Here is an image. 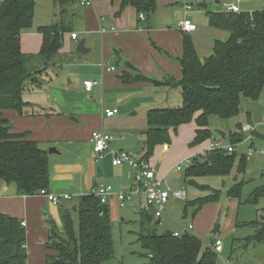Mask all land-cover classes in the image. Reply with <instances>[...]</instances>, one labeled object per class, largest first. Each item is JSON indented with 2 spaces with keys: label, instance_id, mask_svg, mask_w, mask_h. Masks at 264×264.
<instances>
[{
  "label": "crops",
  "instance_id": "obj_1",
  "mask_svg": "<svg viewBox=\"0 0 264 264\" xmlns=\"http://www.w3.org/2000/svg\"><path fill=\"white\" fill-rule=\"evenodd\" d=\"M189 2L191 0H157L158 9L156 7L155 13L141 20L134 8L122 10V0H95L93 7L81 6L80 0H68L61 7L54 0L57 13L53 22L47 21L39 28L65 25L69 31L64 35L63 48L54 63L47 66L41 75L43 85L35 88L29 84L23 95V111L3 112L14 133H27L29 139L37 142L49 156L50 183L47 192L34 197L19 196L15 186L0 182V213L15 217L25 224L29 254L27 264H46V257L51 254L46 246L49 240L47 222L51 220L62 229V209L72 212L81 197L95 194L101 187L110 186L118 194L129 192L135 185L134 174L128 166L114 167L111 155L106 154L101 158L94 153L92 134L103 128L113 137L111 147L114 150L128 152L142 159L144 150L137 153L135 146L140 140L143 143L146 141L148 111L176 109L183 105L179 89L156 86L151 82L182 79L179 59L183 56L185 36L193 41L201 61L213 53L216 41L225 42L229 39L228 32L210 24V15L221 12L208 14L205 22L199 25L188 17L183 19L184 14L180 9ZM175 5L178 6L177 11ZM262 5L260 9L257 8L258 4L248 3L245 4L247 10L242 7L241 11H262L264 3ZM182 20L191 21L197 29L191 33L183 32L179 27ZM71 22H75V25H70ZM39 28L38 31L31 28L22 32L21 49L25 55L34 56L41 52L43 35L39 33ZM72 34H77L76 40L72 39ZM81 41H85L87 54L77 52ZM103 64L117 68L118 73L107 71L102 67ZM124 75H141L151 82L124 83ZM86 81L96 83L92 92L85 90L83 84ZM141 109L146 111V122L145 115L139 119ZM107 110L118 112L109 118L104 116ZM189 128L187 125L180 127L172 146H157L160 150L157 148L152 165L159 180L164 182L168 172L177 171L183 162H193L210 152L211 144L193 147L191 141L195 139L197 124L196 128ZM52 148L56 152L50 155L49 150ZM151 161L148 160L150 165ZM98 169L101 170V176H98ZM190 181L222 193H227L235 184L228 176L185 177L183 185L176 188L188 192L185 199L188 201L189 194L188 203L212 195L211 191L190 185ZM47 194L60 196V205L52 204ZM64 196L70 198L65 200ZM176 201H170V210ZM107 206L114 228L120 210L116 195L109 199ZM128 207L140 214V220L146 210L153 213L142 197L133 198ZM76 215L75 212L73 217L77 224ZM154 220L157 225H161L163 216Z\"/></svg>",
  "mask_w": 264,
  "mask_h": 264
},
{
  "label": "trees",
  "instance_id": "obj_2",
  "mask_svg": "<svg viewBox=\"0 0 264 264\" xmlns=\"http://www.w3.org/2000/svg\"><path fill=\"white\" fill-rule=\"evenodd\" d=\"M36 0H4L0 6V182L15 186L19 196L34 197L47 192L50 183L49 156L27 133H14L3 117L4 111L21 113L25 106L23 95L29 84L39 88L41 75L54 63L63 48L65 25L39 28L43 45L38 55H25L21 49V34L31 29ZM64 7L68 0H57ZM134 8L139 15L152 16L157 0H122V10ZM64 9V8H63ZM65 11V9H64ZM210 24L229 33L225 42L216 41L213 53L203 61L194 43L185 36L183 56L179 59L182 79L169 78L164 82L150 81L138 75H124V83L146 81L156 86L179 89L183 105L176 109H153L147 113L145 154L148 161L155 147L171 143V132L191 123L195 118L197 131L193 146L212 136L209 119L223 120L239 113L242 98L258 100L264 94V10L240 14L221 12L210 15ZM131 68L130 65L127 66ZM244 134L233 135V145L242 141ZM238 137V138H237ZM242 138V139H241ZM234 153L210 151L196 158L186 170V179L230 176ZM247 157L240 162L245 172ZM204 191L195 182H188ZM243 182L227 192L232 199H240ZM187 203L195 211L217 203L222 192ZM48 195V194H47ZM264 198V186L256 189L248 202L256 204ZM63 227L48 220L51 254L46 264H107L114 257L113 224L107 205H102L95 194L81 197L74 208L77 224L69 210L62 209ZM139 242L147 251V264H217L218 255L204 248L202 241L190 234L174 237L173 232L157 234L155 216L149 211L141 214ZM253 236L245 239L244 248L264 243V223H251ZM27 233L21 221L0 213V264H27Z\"/></svg>",
  "mask_w": 264,
  "mask_h": 264
},
{
  "label": "rangeland",
  "instance_id": "obj_3",
  "mask_svg": "<svg viewBox=\"0 0 264 264\" xmlns=\"http://www.w3.org/2000/svg\"><path fill=\"white\" fill-rule=\"evenodd\" d=\"M3 1L0 0V6ZM248 3L258 4L257 8L261 9L264 0H220V4H216V0H191L185 8L180 10L184 14L183 19L188 17L199 25L205 22L207 15L210 13L226 12L225 6L236 5L240 9L243 7L246 11L245 4ZM189 7H191L190 11H188ZM175 8L177 11L178 6L175 5ZM186 10L189 12L188 14H186ZM56 13L54 0H36L32 30L37 29L38 31V28L45 25L47 21L52 23ZM154 17H156V14ZM70 25H75V22H71ZM115 72L118 73L117 68ZM143 115H145L146 122V111L141 109L139 119ZM187 126L190 127L189 129L196 128L195 118ZM246 126L254 127L255 132L244 134L243 139L241 138L242 141L233 145V135L240 136L241 129ZM179 129L177 133L171 134V146L173 145L174 136L179 134ZM209 129L212 132L211 138L200 145L205 146L206 144H214L216 141H222L225 146H234V165L228 178L235 184L238 182L244 183L240 199H232L227 193H222L217 203L204 206L199 211L188 208L185 213V207L190 201V195L188 194V201L177 200L176 203H173L171 213L164 214L162 224L155 227L156 232L157 234H164L168 231L183 233V225H192V234L202 241L204 248H210L213 242L217 240L223 243V252L218 255L217 264H225L224 260L232 264H264V243L250 246L247 249L244 248L245 239L255 233L251 223H264V198L256 204L248 202L254 191L264 186V94L258 100L242 98L239 113L235 117L223 120L212 116L209 119ZM217 132L225 133L226 137L221 138ZM248 137H252V140H246L249 139ZM193 141H191V144ZM140 142L142 140L135 146L136 152L140 153L144 150L143 153L145 154L146 141L142 142V145ZM157 148L160 150V147H155L149 158V160H152L151 165L155 161ZM250 149L254 151L253 156L247 159L246 170L242 172L239 170L240 162L247 157ZM161 164L162 161L159 162V167H161ZM185 177V169L183 172L172 170L168 172L163 186L165 189H169L171 193L182 191L177 190L176 187L183 185ZM0 193H2L1 190ZM71 213L73 216L75 215L74 210ZM122 218H125L124 222ZM216 227L219 228V231L217 234H213ZM140 228V214L130 207L120 208L113 228L114 257L107 264H147L149 262L147 251L139 242Z\"/></svg>",
  "mask_w": 264,
  "mask_h": 264
},
{
  "label": "built area",
  "instance_id": "obj_4",
  "mask_svg": "<svg viewBox=\"0 0 264 264\" xmlns=\"http://www.w3.org/2000/svg\"><path fill=\"white\" fill-rule=\"evenodd\" d=\"M188 1V0H187ZM80 4L83 7H93L95 5V0H80ZM189 7L188 9H190ZM227 13L240 14L242 13L241 9L236 5L225 6ZM141 20H145V15L141 14L139 16ZM180 29L183 32L191 33L197 29V26L194 25L191 21L185 20L179 24ZM104 32V30L102 31ZM72 39H77V34H72ZM104 69L109 72H115L116 68L109 65H102ZM84 87L87 92H92L96 83L92 81L84 82ZM117 110H107L104 112L105 117H113L117 114ZM243 134H248L250 132H255V128L251 126H246L241 129ZM252 140V137H248ZM113 137L108 134L103 128L95 131L92 134V143L94 153L98 157H104L106 154L111 155L112 165L114 167L128 166L135 178V185L129 192L115 194L113 188L110 186L99 188L95 195L99 198L102 205H107L110 198L114 195L117 196L119 207L125 209L127 205L135 197H142L145 200L146 206L149 209L153 210L154 216L156 219H160L164 214L171 213L170 211V201L174 200H185L186 193L183 191L170 192L169 189H165L163 186V181L157 178V174L154 168L149 164L148 161L137 159L133 154L116 151L111 147V142ZM252 148V147H251ZM210 151H222L226 154H232L235 152L234 146H225L222 141H216L214 144H211ZM254 151L250 149L247 158L253 156ZM191 161H186L180 164L177 167V171H183L184 167L190 166ZM48 200L55 206H59L61 202V197L56 195H47ZM65 200H68L69 196L63 197ZM25 227V224H22ZM184 232H174V237H181L183 234H192L193 226L192 225H183ZM212 252L219 255L223 252V243L219 240L213 242L212 246L209 248ZM225 264H232L229 261H225Z\"/></svg>",
  "mask_w": 264,
  "mask_h": 264
},
{
  "label": "water",
  "instance_id": "obj_5",
  "mask_svg": "<svg viewBox=\"0 0 264 264\" xmlns=\"http://www.w3.org/2000/svg\"><path fill=\"white\" fill-rule=\"evenodd\" d=\"M216 2L217 3H220V0H216ZM77 52L78 53H81V54H87L88 53V50L85 48V41H81L78 44V46H77ZM217 133L221 136V138H225L226 137V134L223 133V132H217ZM54 152H56L55 148H52V149L49 150V154L50 155L53 154ZM97 172H98V176H101L100 175L101 174V170L98 169ZM159 223H160V221H158V224ZM218 231H219V228L216 227L215 230L213 231V234H217Z\"/></svg>",
  "mask_w": 264,
  "mask_h": 264
}]
</instances>
